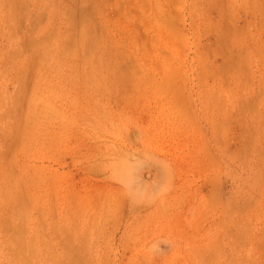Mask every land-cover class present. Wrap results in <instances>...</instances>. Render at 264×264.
Segmentation results:
<instances>
[{
    "label": "rangeland",
    "instance_id": "obj_1",
    "mask_svg": "<svg viewBox=\"0 0 264 264\" xmlns=\"http://www.w3.org/2000/svg\"><path fill=\"white\" fill-rule=\"evenodd\" d=\"M0 264H264V0H0Z\"/></svg>",
    "mask_w": 264,
    "mask_h": 264
}]
</instances>
